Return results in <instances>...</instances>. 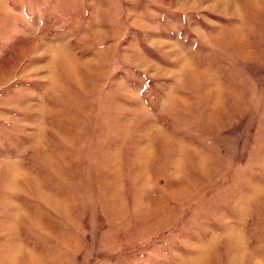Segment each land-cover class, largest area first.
Wrapping results in <instances>:
<instances>
[{
  "label": "rangeland",
  "instance_id": "obj_1",
  "mask_svg": "<svg viewBox=\"0 0 264 264\" xmlns=\"http://www.w3.org/2000/svg\"><path fill=\"white\" fill-rule=\"evenodd\" d=\"M0 264H264V0H0Z\"/></svg>",
  "mask_w": 264,
  "mask_h": 264
}]
</instances>
